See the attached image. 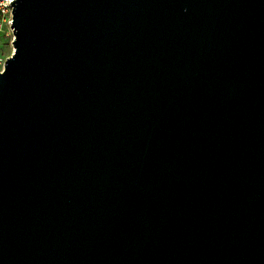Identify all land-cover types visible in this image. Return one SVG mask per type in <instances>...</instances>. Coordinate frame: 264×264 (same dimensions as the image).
I'll return each mask as SVG.
<instances>
[{"label":"water","instance_id":"95a60500","mask_svg":"<svg viewBox=\"0 0 264 264\" xmlns=\"http://www.w3.org/2000/svg\"><path fill=\"white\" fill-rule=\"evenodd\" d=\"M11 4L0 264H264V0Z\"/></svg>","mask_w":264,"mask_h":264},{"label":"built area","instance_id":"2783aa9c","mask_svg":"<svg viewBox=\"0 0 264 264\" xmlns=\"http://www.w3.org/2000/svg\"><path fill=\"white\" fill-rule=\"evenodd\" d=\"M14 1L17 0H13ZM14 5H5L0 0V46L11 43L13 46L16 39L14 29ZM13 26V28H12ZM14 47V46H13Z\"/></svg>","mask_w":264,"mask_h":264},{"label":"rangeland","instance_id":"374dc122","mask_svg":"<svg viewBox=\"0 0 264 264\" xmlns=\"http://www.w3.org/2000/svg\"><path fill=\"white\" fill-rule=\"evenodd\" d=\"M14 54V47L9 43L8 45L0 46V72L4 70L7 60Z\"/></svg>","mask_w":264,"mask_h":264},{"label":"snow or ice","instance_id":"6c2138e0","mask_svg":"<svg viewBox=\"0 0 264 264\" xmlns=\"http://www.w3.org/2000/svg\"><path fill=\"white\" fill-rule=\"evenodd\" d=\"M2 2L7 5L13 3V0H2Z\"/></svg>","mask_w":264,"mask_h":264}]
</instances>
